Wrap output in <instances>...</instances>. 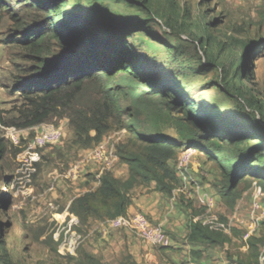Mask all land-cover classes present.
<instances>
[{"label":"rangeland","instance_id":"obj_1","mask_svg":"<svg viewBox=\"0 0 264 264\" xmlns=\"http://www.w3.org/2000/svg\"><path fill=\"white\" fill-rule=\"evenodd\" d=\"M0 1L8 9L0 10V116L8 123L18 121L25 108L15 80L31 64L19 32L31 30L40 18L29 2ZM65 3L62 12L71 13L62 20L67 26L92 34L118 32L136 61V76L149 86H163L162 95H149L138 105L130 97L121 98V105L138 130L191 149L187 176L197 177L195 184H208L217 192V160L241 158L246 149L264 144V0ZM114 80L126 81L121 74ZM52 128L61 131L59 141L37 146L36 135ZM12 130L16 141L9 135ZM209 130L243 132L252 138L207 141L203 138ZM127 135L125 129L114 128L99 144L85 146L67 118L24 129L0 123L5 146L0 159V244L15 264H264L259 260L264 250V181L259 178L238 183L232 206L216 200L214 221L231 218L238 225L221 228L223 244L161 249L131 231H113L96 215L67 220L72 200L97 187L98 168L87 162L81 168L79 161L98 147L112 159ZM205 150L215 155L208 159L212 162H206ZM72 176L78 181H70Z\"/></svg>","mask_w":264,"mask_h":264},{"label":"trees","instance_id":"obj_2","mask_svg":"<svg viewBox=\"0 0 264 264\" xmlns=\"http://www.w3.org/2000/svg\"><path fill=\"white\" fill-rule=\"evenodd\" d=\"M24 1L38 11L40 18L31 30L19 32L20 44L31 63L24 70V76L15 80L26 105L20 110L18 121L6 123L0 116V123L24 129L67 118L69 127L80 142L84 140L85 146L99 144L104 134L114 128L125 129L128 134L127 140L117 145L115 151L118 161L127 165L128 176L120 179L104 171L95 190L72 200L67 220H85L91 214L100 219L126 215L131 190L138 185L154 183L155 190L170 194L179 183L178 173L171 163L183 149L182 144L138 130L121 105V98L130 97L131 102L138 105L149 95H162L163 86H149L136 76V61L129 55L125 39L118 32L92 34L67 26L62 20L71 13L62 12L65 0ZM6 7L0 1V10L5 12ZM11 18L17 23L15 14L12 13ZM118 74L126 81L114 80ZM91 131L93 135L89 134ZM205 134L203 139L207 141L217 138L233 143L252 138L243 132L209 130ZM4 150L0 139V159ZM205 153L209 160L215 157L207 150ZM262 158L264 144L246 149L241 158L232 155L217 160L221 178L217 192L224 204L232 206L240 181L249 182L251 178L264 181ZM187 240L197 246L218 245L223 244L226 237L221 229L191 221ZM0 264H15L1 244Z\"/></svg>","mask_w":264,"mask_h":264},{"label":"crops","instance_id":"obj_3","mask_svg":"<svg viewBox=\"0 0 264 264\" xmlns=\"http://www.w3.org/2000/svg\"><path fill=\"white\" fill-rule=\"evenodd\" d=\"M103 156L85 155L79 161L80 164L78 163V165H81V168L84 167L82 162H87L93 169L98 168V173L95 176L98 179L96 186L99 183L100 175L104 171H110L116 178L120 179L128 176V167L126 164L120 163L117 157L113 159L114 157L112 156L111 159L110 156H105L104 154ZM206 162L209 163L212 161L208 160ZM174 169L176 170L175 167ZM67 176H69V173ZM178 177V185L168 195L155 190L154 183H151L149 186L138 185L133 188L130 194L131 202L127 207L126 215H132L134 213L144 214L150 222L162 226L165 233L169 235L173 248L189 247L194 250L198 246L187 240L191 221H199L204 225H208L210 228L221 229L231 225L232 219L228 218V222L226 223L214 221L215 214L213 208L216 200H219L221 197L210 185H197L195 184L198 181L197 177L191 179L190 176L182 173H178ZM74 179L75 177L72 176L69 180L73 183L78 181V179ZM221 202L224 204L223 201ZM235 217L233 216L232 218ZM232 224L233 226L237 225L236 223ZM122 230L129 231L127 229ZM160 248L171 249V247Z\"/></svg>","mask_w":264,"mask_h":264},{"label":"built area","instance_id":"obj_4","mask_svg":"<svg viewBox=\"0 0 264 264\" xmlns=\"http://www.w3.org/2000/svg\"><path fill=\"white\" fill-rule=\"evenodd\" d=\"M9 135L14 141H16L18 138L16 131L12 130ZM60 137L61 131L59 129L52 128L51 132L46 133L45 131H42L41 133L37 134L34 139V143L37 146L41 147L47 144H54L58 142ZM100 148L98 147L99 150L98 152L93 154L94 156L104 157V153L101 152L102 150ZM190 150L191 149L182 150L176 158V171L186 176L188 175L187 167L192 160V152H190ZM113 157L115 158L116 156ZM106 222L110 229H127L146 244L157 246L159 248L170 247L172 245L170 237L165 233L162 226L158 224H153L142 213L116 216L114 218L107 219ZM248 236L249 234L247 232L245 233L244 238H247ZM259 260L264 263V250L261 251Z\"/></svg>","mask_w":264,"mask_h":264}]
</instances>
